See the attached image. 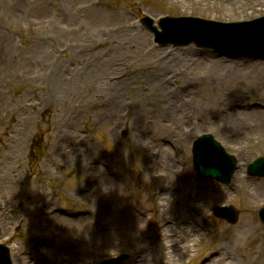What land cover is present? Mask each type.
I'll list each match as a JSON object with an SVG mask.
<instances>
[{"label": "rangeland", "instance_id": "374dc122", "mask_svg": "<svg viewBox=\"0 0 264 264\" xmlns=\"http://www.w3.org/2000/svg\"><path fill=\"white\" fill-rule=\"evenodd\" d=\"M237 1L240 5L255 3L254 0H0V241L5 239L11 246L14 264L26 260L37 263L43 258L41 248H35L45 237L50 239L51 225L43 226L53 224L41 215L44 198L49 196L54 201L53 207L75 212L85 207L82 194L94 198V210L101 214L87 221H74L72 224L84 228L86 233L80 235L70 230V236L79 245L96 248L95 253L90 252L91 248L84 255L95 264H105L122 253L130 257L120 264H133L139 257L142 258L137 264H163L153 256H142L152 248L151 244L147 246L148 241L153 240L162 223L183 227L184 216L190 223H201L204 229H200L201 236L191 235L195 249L179 264H210L214 258L231 262L230 255L236 258V263H264V240L258 236L260 229L264 232L258 218L264 192L252 204L245 203L239 195L231 199L229 193L218 196L213 191L229 187L215 180H199L191 153L193 140L211 132L228 151L237 155L244 176L247 165L264 156V123L257 127L249 120L244 126L221 131L217 127L218 120L231 111V100L264 103V69L252 78L245 70L250 64L242 63L234 82L228 78L223 83L211 67L210 57L201 58L205 61L201 64L196 61L199 52L190 51L197 49L194 45L156 46L150 32L140 23L134 28L138 22L127 9L130 6L154 19L169 13L231 22L264 15V3L244 10L240 6L236 9ZM15 32L23 36L21 48L14 43ZM138 35L143 39H139L137 47ZM191 54L194 59L188 58ZM170 73H175L178 82L185 85L175 94L172 86L165 83V76ZM122 74L126 76L121 80L114 78ZM156 85L161 86L164 95L161 98L154 93ZM10 115L15 116L14 132L13 127L6 129ZM121 128L128 131L125 138L121 137ZM78 148L96 151L89 163L98 168L96 171L85 168L80 171L72 163ZM1 152H10L9 160L4 161ZM166 156L172 159L171 166L166 165ZM104 163H112L122 172L115 178L119 191L114 206H120L119 212L110 210L106 199L100 206L95 202L102 195L100 192L105 191L101 177L109 174ZM2 176L11 180H2ZM166 177L171 178L169 186L174 197L171 212H163L162 216L158 201L166 190ZM248 179L264 183V178ZM125 180L132 182L136 210L130 205L123 208ZM159 183L164 189L151 197ZM234 183L237 185L235 175L231 181ZM230 203L240 210L235 225L212 213L213 206ZM255 203L257 206H253ZM152 207L158 214L152 219L150 237L142 222L124 232L117 243L105 245V235L119 232L129 214L142 219L138 211ZM176 209L183 213L178 214ZM255 218L259 226L247 244L239 246L236 234L242 230L241 222L250 224ZM34 226L43 229L34 232ZM101 227L107 230L99 231ZM174 237V233L168 232L165 243L175 245ZM138 238L147 243L143 249ZM52 239L54 243L66 242L64 237ZM102 242L105 243L101 245ZM25 252L31 253L33 259ZM78 258L77 262H81V257ZM166 261L178 263L171 258Z\"/></svg>", "mask_w": 264, "mask_h": 264}, {"label": "bare ground", "instance_id": "6f19581e", "mask_svg": "<svg viewBox=\"0 0 264 264\" xmlns=\"http://www.w3.org/2000/svg\"><path fill=\"white\" fill-rule=\"evenodd\" d=\"M254 1H255L254 4L244 3L242 5H240V2L237 1L235 2V4L237 5L236 9L239 6L240 8L244 10L253 9L255 5L264 3V0H254ZM124 19L126 20V16L124 17ZM135 38L138 40L136 42L137 47H138V42L140 41L139 39L142 40L143 37L138 35ZM193 53L197 54V51H194ZM199 54H200L199 56L200 58L198 57L196 61H199L202 64V63H205V61H203V59L201 58L210 57V63L212 64L211 67H213V70L215 73H218L221 76L222 78L221 82L223 83H226L225 81H227L228 78L232 79V82H234L233 78L238 77L239 72L237 71L240 69L239 66L242 63L250 64L248 65V69H245V70L248 72V75L252 78H256L258 76L256 72L264 69V60H260V59H254V58L238 59V60H233V59H228V58L214 59L213 58L214 56H212L210 52L202 51V52H199ZM193 56L195 55L191 54L190 56H188V58L194 59L195 57ZM179 59H182V58L179 57ZM242 76H245V75H242ZM154 93L159 98L164 96L163 92L161 91L160 85L155 86ZM229 104H230V107H233L237 105V102L234 103V101L231 100ZM14 119H15V116L10 115V122L9 121L7 122L6 129L13 127ZM249 120H251L253 124H256L255 126L257 127L260 123H264V108H259V109L257 108L246 109L245 108L243 110H239L238 107H233L229 113H227L226 115H224V117H221L218 120L219 122H217V127H218V130L221 131V130L226 129V127L231 128V127L238 126V125L244 126L245 124H247V121ZM15 128L16 126L13 127L12 129L13 132ZM1 154H2L4 161L9 160V158L11 157L10 152H1ZM95 156H96V151L93 148L91 149L78 148L77 154L75 155V157H73L72 163L80 171L84 170V168L89 171H96L98 169L96 166L89 165L90 160L94 158ZM164 160L167 161L166 165L168 166H171L173 164L172 159L168 158L167 156L164 157ZM1 178L2 180L4 179L11 180V177L9 176L8 178L3 177V176ZM235 178L237 182L235 193H237L242 198V200L247 204H252L254 200L260 194L264 192V183L247 181L241 173L237 174ZM165 179H166V190L163 194H161L159 204H160V209L162 211L161 213L164 212L166 214H169L172 209V198L174 197V193L171 187L169 186V184L171 183V178L166 177ZM100 182L103 185L105 191L100 192L102 193V195H100L99 199H95L96 204L100 206L101 201L103 199H106L109 202V209L112 211L119 212L120 206L119 205L114 206V200H115L114 198H116V194L119 191V184L117 180L115 179V176L112 175V177L110 176L105 177L104 175H102ZM161 190H162V187L161 185H159L157 189L153 192L152 197L160 193ZM213 193L218 194V196L220 197H222L223 194H228V193H229L228 196L230 198L235 196L234 195L235 193L226 191L222 187L218 190L213 191ZM81 197L86 199L85 205H87V208L84 214L76 218H73L72 216H69L68 214L54 212L52 210V205H53L52 199L44 198L45 203L44 205L40 207V211L43 212L41 213V215H44L43 217L44 220L50 219V221H52L53 224L51 223V224H47L43 226V227H47L51 225L50 228L48 229L50 239L49 237H45L43 239L41 243L42 247L39 251L40 253H42L43 259L42 261H39L37 263L36 262L30 263L29 260H26L25 263L21 261L20 264H75V263L76 264H95V262L92 259L88 260V258L84 257V255L85 253L88 254V250L91 248L92 249L90 250V252L95 253L96 248H94L92 245H89V244L85 245L84 243L83 245H79L78 241L76 239H72V236H70V230L78 232L80 235H84L86 233V230L84 228L82 229V227H76L77 224H72L74 221H79V222L82 220L87 221L90 219H94L98 216V214H101L100 212H96L94 210V207H93L94 198L84 195V194H82ZM125 198L126 200H124V204H122L123 208L125 207L128 208V205H130V208H132L133 210L132 195L129 192L125 191ZM104 205L106 206L107 203H104ZM44 209H46L47 211L45 212ZM6 215L9 217L11 216V213L9 210L6 211ZM141 220L142 219H140V216H134L133 214H129V218H126L125 220L122 221V226H120L119 229L117 230L119 232L117 233L112 232L111 234H106L105 235L106 243L102 242L101 245L105 243L106 246H109L112 243H117L118 241L117 239L120 238V236L124 232L132 230L135 227L140 226L141 223L143 222V220L142 221ZM183 220L185 224L183 227H178V226L175 227V226L167 224L165 229H161L160 232L159 230L155 232V236L156 237L160 236V239H162L159 247L156 248V251H157V254L160 253L159 256L161 257V260L164 261L165 264H167L166 259L168 258H171L172 261L173 260L177 261L178 263L176 264H179L183 260H185L188 256L192 255L193 250L195 249V245L192 243V239L190 237L191 235H195L196 233L201 232V230L197 229V227L194 228L192 224L189 222L190 220L188 221L186 216H184ZM34 227H35V229L33 230L34 232H37L38 230L43 229V227L41 226L40 227L34 226ZM257 227L258 225L255 223V221H252V223L250 224L242 221L240 224L241 229H246V228L252 229V234L254 233ZM101 230L105 231L107 230V227L99 228V231ZM168 232L174 233L175 235L174 239L176 240L175 245H169L168 243H165L166 235ZM180 233H183V234H180ZM178 235H179V239L177 238ZM261 235L263 236L262 232L258 231V236H261ZM54 237H57V238L64 237L66 239V242L54 243L52 239ZM251 238H252V235H251ZM226 240H229V239L226 238ZM138 242L141 245L140 246L141 249H143L144 245L146 246L147 244L141 238H138ZM75 248L76 250H74ZM148 255L153 256L155 255V253H153L152 250H148L147 253L143 254L142 256H148ZM78 257H81V260H82L81 262H77V260L79 259ZM210 264H237V263L235 261L227 262L221 258H214ZM259 264H262V263H259Z\"/></svg>", "mask_w": 264, "mask_h": 264}, {"label": "clouds", "instance_id": "9594fccd", "mask_svg": "<svg viewBox=\"0 0 264 264\" xmlns=\"http://www.w3.org/2000/svg\"><path fill=\"white\" fill-rule=\"evenodd\" d=\"M252 235V229L246 228L236 234V242L239 246H245Z\"/></svg>", "mask_w": 264, "mask_h": 264}, {"label": "water", "instance_id": "95a60500", "mask_svg": "<svg viewBox=\"0 0 264 264\" xmlns=\"http://www.w3.org/2000/svg\"><path fill=\"white\" fill-rule=\"evenodd\" d=\"M263 162H264V159H262V160H260L259 162L256 163L257 165H259L258 169H264V166L261 165ZM252 168H254V166H252L250 169H252ZM255 173H262L263 174V172H261V171H255ZM217 211L218 212L221 211L220 214H223L222 211H225L226 217H228L230 220H232L234 218L233 213L228 208H226V209L219 208V209H217ZM236 212H235V214H236Z\"/></svg>", "mask_w": 264, "mask_h": 264}]
</instances>
